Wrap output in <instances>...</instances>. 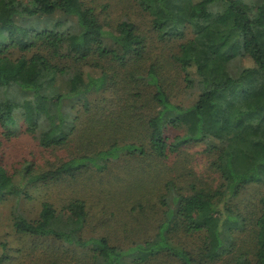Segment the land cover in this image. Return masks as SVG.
Returning <instances> with one entry per match:
<instances>
[{
    "label": "trees",
    "instance_id": "obj_1",
    "mask_svg": "<svg viewBox=\"0 0 264 264\" xmlns=\"http://www.w3.org/2000/svg\"><path fill=\"white\" fill-rule=\"evenodd\" d=\"M110 4L0 0L3 135L15 136L22 118L49 156L34 153L13 171L0 156V201L31 184L81 181L122 191L140 218L163 160L201 143L218 182L183 169L181 184L169 179L167 194L157 192L154 234L138 231L128 211L120 245L108 234L86 236L92 206L83 197L60 208L45 200L35 219L15 207V231L46 242L33 263L264 264V0H130L151 16L155 36L128 13L113 23L98 9ZM42 14L50 26L18 20ZM189 28L193 37L181 41ZM178 78L196 90L190 105L173 100ZM113 165L115 183L101 177ZM8 248L0 237V264H12Z\"/></svg>",
    "mask_w": 264,
    "mask_h": 264
},
{
    "label": "rangeland",
    "instance_id": "obj_2",
    "mask_svg": "<svg viewBox=\"0 0 264 264\" xmlns=\"http://www.w3.org/2000/svg\"><path fill=\"white\" fill-rule=\"evenodd\" d=\"M107 1L108 3L111 2L112 5H104L105 7H103V5H98V9L106 11L108 18L113 23L121 20L124 18L125 14L128 13L130 15L129 19L134 21L136 25H139L149 36L156 35L151 32V16L148 13H143L138 5H131L130 0H123L120 3H117L115 0ZM18 20L25 25L33 24L42 28L48 27L51 24L49 18L44 14L33 17L22 16L18 18ZM192 37L193 32L189 28L187 33H185V38L181 41ZM154 44L159 46L160 42L155 39ZM195 91L196 90L194 89L184 88L183 81L178 78L177 85L173 86V100L177 103L183 104L184 106L190 105L193 102V94ZM94 96H96V93H90L89 97L94 98ZM66 104L72 105L73 102H68V100H66ZM25 128L26 125L23 119L19 118L16 128L17 134L11 138H7L3 135L4 129L0 125V156L2 158V163L8 170L13 171L18 168L26 159H31L29 156L34 153L40 156L43 161L49 158L47 151L38 146L37 140L31 133L26 131ZM178 132L181 131L179 129H171L167 134L172 136ZM213 142L216 145L218 144L217 141ZM205 148V144L202 143L190 144L183 146L178 152L169 153L167 158H165L162 163L165 167V172L163 173V170L160 171L155 178L153 177V179H149L147 183V191L149 197L151 198V202H148L146 208L144 209L145 214L140 218L137 215L142 209H131L133 205L128 198L122 196L124 195L122 191L117 192V194L114 193V196H111L105 188L97 189L92 184L83 185L81 181L75 183L68 181L59 184L52 182L31 184L27 186L26 190L22 193L19 199L7 198L0 201V237L8 243V249L10 250L11 255H14L12 264H34L33 261L35 259L43 256V248L46 244L43 239H26V237L15 231L12 224L13 209L18 207L28 218L35 219L39 214L42 202L45 200L51 201L55 207L60 208L71 198H85L88 204L92 206V220L86 228V236L108 234L112 242L120 245L122 243V238L127 236L122 230V225L125 218H128V211L131 212L130 215L135 217L136 221H139L135 223L139 229L138 231H143L145 234L147 233V235H153L159 215L158 208L161 206L159 199L156 198V195L159 189L163 190L164 195L167 194V189L164 188V183H167L169 179H173L178 184H181L180 181L184 180L179 179V177H181L180 172L183 169L190 172L191 176L188 177L189 179L196 175L199 180L204 182L207 181L209 184L215 185L218 182V175L211 171L208 164L209 161L206 153L204 152ZM132 162L134 163L133 160ZM118 172V168L113 165L110 171L103 172L101 177L105 179V181L109 179V182L115 183ZM187 188L188 186H184L182 189L187 190ZM248 193L249 192L247 191L244 195H242V198H244L245 201H249V198L252 197H250ZM140 203L142 204V202ZM151 204H153V207H149ZM112 211L117 213V215L112 219V227L102 226L101 223H103L106 218H108V220L112 218L110 216ZM114 220L119 223L113 224ZM192 239L197 240L198 242L197 236ZM190 240L191 238L188 239V242ZM76 249L78 251L85 252V249ZM67 260H69V258ZM167 264L172 263L167 261Z\"/></svg>",
    "mask_w": 264,
    "mask_h": 264
}]
</instances>
